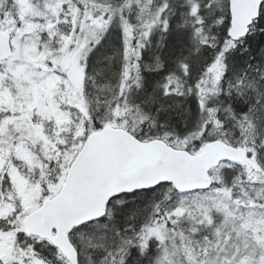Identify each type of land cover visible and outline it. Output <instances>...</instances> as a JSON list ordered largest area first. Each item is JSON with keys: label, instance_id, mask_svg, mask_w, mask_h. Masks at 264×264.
<instances>
[{"label": "snow or ice", "instance_id": "1", "mask_svg": "<svg viewBox=\"0 0 264 264\" xmlns=\"http://www.w3.org/2000/svg\"><path fill=\"white\" fill-rule=\"evenodd\" d=\"M0 264H264V0H0Z\"/></svg>", "mask_w": 264, "mask_h": 264}]
</instances>
